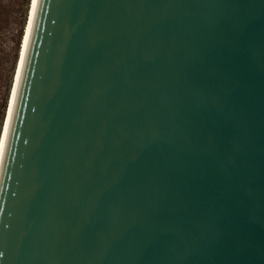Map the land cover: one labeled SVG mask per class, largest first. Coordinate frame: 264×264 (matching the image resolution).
<instances>
[{
	"label": "water",
	"instance_id": "95a60500",
	"mask_svg": "<svg viewBox=\"0 0 264 264\" xmlns=\"http://www.w3.org/2000/svg\"><path fill=\"white\" fill-rule=\"evenodd\" d=\"M0 264H264V0H37Z\"/></svg>",
	"mask_w": 264,
	"mask_h": 264
},
{
	"label": "rangeland",
	"instance_id": "374dc122",
	"mask_svg": "<svg viewBox=\"0 0 264 264\" xmlns=\"http://www.w3.org/2000/svg\"><path fill=\"white\" fill-rule=\"evenodd\" d=\"M36 0H0V155Z\"/></svg>",
	"mask_w": 264,
	"mask_h": 264
},
{
	"label": "bare ground",
	"instance_id": "6f19581e",
	"mask_svg": "<svg viewBox=\"0 0 264 264\" xmlns=\"http://www.w3.org/2000/svg\"><path fill=\"white\" fill-rule=\"evenodd\" d=\"M36 2H37V0L34 3L35 4L34 10H35V7H36ZM34 10H33V13H32V18H33V15H34ZM32 18H31V21H30V26H29V30H28V34H27L26 43L24 45L25 47H24V52H23V55H22V62H21L20 70H19V75H20V71H21V67H22V63H23V59H24V54H25L26 45H27V41H28V36H29L30 28H31ZM18 81H19V76H18ZM18 81H17V84H16V89H17ZM16 89H15V94H16ZM15 94H14V98H13L12 105H11V110H10V115H9V119H8L6 133H5V136H4L3 141H2V149H1L0 161H1L2 153H3V149H4V144H5V139H6V135H7L8 126H9L10 116H11L13 103H14V99H15Z\"/></svg>",
	"mask_w": 264,
	"mask_h": 264
},
{
	"label": "snow or ice",
	"instance_id": "6c2138e0",
	"mask_svg": "<svg viewBox=\"0 0 264 264\" xmlns=\"http://www.w3.org/2000/svg\"><path fill=\"white\" fill-rule=\"evenodd\" d=\"M25 39H27V37Z\"/></svg>",
	"mask_w": 264,
	"mask_h": 264
}]
</instances>
